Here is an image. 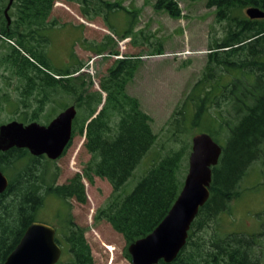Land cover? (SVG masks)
<instances>
[{"label":"trees","instance_id":"1","mask_svg":"<svg viewBox=\"0 0 264 264\" xmlns=\"http://www.w3.org/2000/svg\"><path fill=\"white\" fill-rule=\"evenodd\" d=\"M55 1L13 0L12 19L7 23L2 13L8 0H0V31L14 42L7 41V48L0 44V77H15L22 101L33 95L38 106L60 95L58 103L62 104L61 97L70 96L77 109L72 134L84 135L83 147L89 159L81 173L56 185L57 173L50 176L46 159L31 155L26 148L12 147L0 153V170L8 178L7 188L0 194V264L36 220L48 194L79 203L86 201L83 178L89 183L94 176L104 178L112 187L106 202L97 209L96 219L106 220L127 246L147 235L176 199L184 179L182 161L191 150L189 138L180 139L179 147L165 148L153 157L133 188L124 190L158 138L150 115L126 90L141 58H116L95 91L90 90L92 81L80 71V61L73 68L52 71L47 30L54 24L49 16ZM70 1L84 3V10L92 7L95 13L102 5L108 10L120 6L105 0ZM205 6L213 8L214 20L222 24L223 34L209 41L205 66L164 131L168 140L178 142L185 134L205 128L215 141L222 140V153L211 169L209 197L192 221L185 245L173 261L159 260L157 264H259L253 256L254 235L220 232L210 222L238 195L237 186L250 163L264 156V17L252 19L245 14L249 6L264 11V0H205ZM154 7L170 17L181 16L176 0H155ZM98 50V54L104 51ZM163 53L156 48L149 54ZM48 71L57 74L58 79ZM103 93L104 102L92 117ZM30 119L35 120L36 115ZM60 223L59 227L54 225L55 240L65 247L66 256L55 264H95L83 229L67 217ZM125 254L129 259L127 250Z\"/></svg>","mask_w":264,"mask_h":264},{"label":"rangeland","instance_id":"2","mask_svg":"<svg viewBox=\"0 0 264 264\" xmlns=\"http://www.w3.org/2000/svg\"><path fill=\"white\" fill-rule=\"evenodd\" d=\"M105 1L120 6H115L111 11L102 5L99 12L95 13L92 7L84 10L76 1L56 0L49 16L54 24L50 26L53 35L48 36L47 52L52 71L73 68L78 61L82 62L80 71L92 81V91L100 89L99 80L116 58L140 56L138 68L127 83L126 90L139 100L142 110L150 115L152 130L158 138L128 178L124 190L129 192L149 167L153 157L163 153L165 148L179 147L178 143L184 137L189 138L190 149L192 135L206 131L205 128H197L180 137L178 142H173L168 140L164 127L199 78L206 63L209 41L221 37L223 28L222 24L215 22L213 8H207L205 0H176L182 11L179 18L170 17L166 11L155 8V0ZM8 15L12 19L11 6ZM126 33L128 36L123 38ZM156 48H161L164 53L149 54ZM98 49H103V53L98 54ZM16 85L20 84L15 77L10 80L0 77V124L11 120L28 123L32 121L30 117L33 115H36L33 121L46 124L65 107L73 104L70 96H62L61 102L65 103L62 106L58 103L60 95L40 107L33 95L22 101V93L16 90ZM102 95L104 102L105 94ZM34 109L36 114H33ZM99 110L97 108L96 112ZM81 112L78 109V113ZM83 141V134L73 133L60 157L48 161L47 166L52 171L50 176L57 173L55 182L65 183L76 173L82 172L84 163L89 159ZM221 141L217 142L222 145ZM262 150L264 152V145ZM188 155L189 152L182 161L185 170L182 178L187 173ZM82 181L86 196L84 203L48 194L38 210L36 220L59 227L60 218L67 217L83 229L95 264H132L125 254L127 245L122 235L106 220L95 218L97 209L111 194L110 183L97 176L93 177L92 183L84 178ZM237 191L238 195L229 201L227 210L219 213L210 224L220 232L254 235L256 246L253 256L259 264H264V156L250 163L239 181ZM65 250L63 247L62 258L66 256Z\"/></svg>","mask_w":264,"mask_h":264},{"label":"water","instance_id":"3","mask_svg":"<svg viewBox=\"0 0 264 264\" xmlns=\"http://www.w3.org/2000/svg\"><path fill=\"white\" fill-rule=\"evenodd\" d=\"M11 3L12 0H8L4 8L7 23L11 21L8 15ZM245 14L252 19L264 17V11L255 6L245 8ZM75 115L76 108L70 105L48 124L17 120L0 124V153L17 147L26 148L34 156L44 154L52 160L60 157L71 139ZM221 153L222 145L207 132L192 135L188 168L182 187L157 226L127 246L132 264H157L159 260L170 263L174 260L185 245L190 225L199 208L209 197L211 168L218 163ZM7 185L8 178L0 170V194L6 190ZM55 234L52 225L32 221L2 264H55L62 253Z\"/></svg>","mask_w":264,"mask_h":264},{"label":"flooded vegetation","instance_id":"4","mask_svg":"<svg viewBox=\"0 0 264 264\" xmlns=\"http://www.w3.org/2000/svg\"><path fill=\"white\" fill-rule=\"evenodd\" d=\"M76 3H77V4H80V5H82V6H85L84 3H81V2H76ZM3 12H4V9H3ZM2 14H4V13H2ZM55 28H56V27H55ZM47 31H48V36H49V37H52V35H53V28H51V29L48 28ZM49 31H52L51 34H49ZM7 34H8V33H7ZM49 37H48V38H49ZM7 41H10V39L7 38V37L3 34L2 31H0V44H1V45H5L4 48H7V47H8V46H7V43H6ZM11 41H12V40H11ZM13 43H14V42H13ZM50 58H51V57H50ZM48 72H49L54 78L57 77L56 79H58V75H57V74L53 73L52 71H48ZM56 98H57V97H56ZM56 98H55V99H56ZM48 122H49V121H48ZM48 122H47V123H48ZM24 123H25V122H24ZM47 123H46V124H47ZM37 157L44 158V159H46V160L49 161V162H50V161L52 162V161L55 160V159H54V160L49 159V158H48L46 155H44V154H43V155H39V156H37ZM55 184H56V185H60V184L57 183V182H55ZM61 184H63V183H61ZM70 199H72V198H70ZM65 200H68V199H65ZM60 220H63V218H62V219L60 218ZM58 230H59V228H58Z\"/></svg>","mask_w":264,"mask_h":264},{"label":"bare ground","instance_id":"5","mask_svg":"<svg viewBox=\"0 0 264 264\" xmlns=\"http://www.w3.org/2000/svg\"><path fill=\"white\" fill-rule=\"evenodd\" d=\"M212 169V168H211ZM211 178H212V176H211Z\"/></svg>","mask_w":264,"mask_h":264}]
</instances>
